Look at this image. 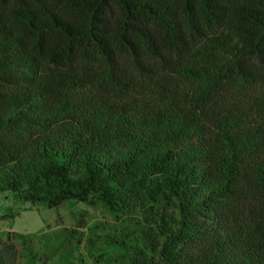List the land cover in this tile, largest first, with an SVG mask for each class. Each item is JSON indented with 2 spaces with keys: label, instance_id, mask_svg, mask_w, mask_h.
<instances>
[{
  "label": "trees",
  "instance_id": "obj_1",
  "mask_svg": "<svg viewBox=\"0 0 264 264\" xmlns=\"http://www.w3.org/2000/svg\"><path fill=\"white\" fill-rule=\"evenodd\" d=\"M6 191L103 203L120 264H264V0H0Z\"/></svg>",
  "mask_w": 264,
  "mask_h": 264
},
{
  "label": "rangeland",
  "instance_id": "obj_2",
  "mask_svg": "<svg viewBox=\"0 0 264 264\" xmlns=\"http://www.w3.org/2000/svg\"><path fill=\"white\" fill-rule=\"evenodd\" d=\"M115 223L103 203L67 200L50 207L0 193V249L9 241L8 233H14L11 243L18 249V264H120L119 250L103 241L96 248L86 246L87 236L114 231ZM67 228L84 231L85 242L78 244Z\"/></svg>",
  "mask_w": 264,
  "mask_h": 264
}]
</instances>
